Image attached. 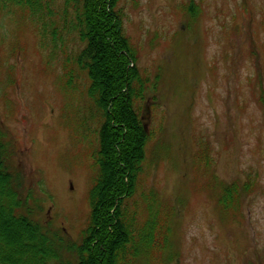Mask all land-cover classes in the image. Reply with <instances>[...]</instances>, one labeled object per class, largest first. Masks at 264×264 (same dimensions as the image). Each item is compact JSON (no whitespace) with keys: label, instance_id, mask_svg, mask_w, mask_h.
Returning a JSON list of instances; mask_svg holds the SVG:
<instances>
[{"label":"rangeland","instance_id":"374dc122","mask_svg":"<svg viewBox=\"0 0 264 264\" xmlns=\"http://www.w3.org/2000/svg\"><path fill=\"white\" fill-rule=\"evenodd\" d=\"M122 7L141 75L150 84L159 76L142 103L150 139L129 203L140 226L154 220V238L133 264H264V0ZM0 24V125L43 221L79 243L99 118L73 64L74 87L65 86L62 63L74 43L51 54L20 9Z\"/></svg>","mask_w":264,"mask_h":264},{"label":"trees","instance_id":"16d2710c","mask_svg":"<svg viewBox=\"0 0 264 264\" xmlns=\"http://www.w3.org/2000/svg\"><path fill=\"white\" fill-rule=\"evenodd\" d=\"M122 1L0 0V22L11 9L26 12L51 54L74 43L73 58L66 55L62 63L65 86L74 87L73 64L85 74L83 95L99 118L97 174L79 243L43 221L40 201L26 188L13 142L0 125V264H133L140 244L152 245L154 220L140 226L129 203L137 196L150 139L142 103L156 92L159 76L150 84L140 73L124 33ZM232 191L220 199L224 208Z\"/></svg>","mask_w":264,"mask_h":264}]
</instances>
